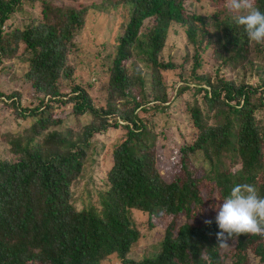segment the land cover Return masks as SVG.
Here are the masks:
<instances>
[{"label": "trees", "instance_id": "trees-1", "mask_svg": "<svg viewBox=\"0 0 264 264\" xmlns=\"http://www.w3.org/2000/svg\"><path fill=\"white\" fill-rule=\"evenodd\" d=\"M107 1L120 23L94 52V96L75 73L90 3L0 0V74L19 68L28 92L0 82V108L30 123L0 153V264H264L255 235L218 247L213 208L238 183L264 196V44L249 41L225 0L203 12L189 0ZM56 107L86 115L80 132L64 148L30 146L65 118ZM117 129L97 213L83 201L90 141ZM132 213L145 215L143 242L158 231L138 259Z\"/></svg>", "mask_w": 264, "mask_h": 264}, {"label": "rangeland", "instance_id": "rangeland-1", "mask_svg": "<svg viewBox=\"0 0 264 264\" xmlns=\"http://www.w3.org/2000/svg\"><path fill=\"white\" fill-rule=\"evenodd\" d=\"M90 3L91 8L96 10L95 13L92 10L87 16V23L84 29L79 34V45L81 46V52L79 55V60L75 65V73L77 78L81 77V81L84 83L89 80L92 83L91 92L92 94L98 95L100 92V84H94L96 82L95 78L98 74L100 68L99 61L96 60L95 50L101 51V45L107 43L108 41L113 43L114 36L118 32V27L120 23V18L117 17V9L107 0H87ZM188 5L191 9L199 12L207 11L210 6L206 0H189ZM97 13V14H96ZM17 15H19L17 13ZM173 36V34H171ZM166 51L172 52L168 43L165 47ZM89 64L92 69L87 68L86 64ZM19 68H14V71H10L8 74H0V82L6 84L9 88L14 90H19L21 85V80L18 79ZM169 77V76H168ZM15 78V79H14ZM170 79V78H168ZM22 95L26 98L28 95L27 90L20 89ZM3 107L0 108V153H8L7 148L10 146V140L19 134H21V129L27 128L30 124L28 120L22 124L19 118L6 117L3 116ZM64 115L65 118L62 119L61 123L55 127H45L42 128L40 134H38L34 141L30 144L33 146L37 144L42 150L50 146H57L59 148L66 147L69 142H71L75 136L80 132L81 127L85 123L86 115L77 119L69 113L68 108L56 107L53 117L59 115ZM163 113L155 114V122L157 124L161 123L163 118ZM112 132V131H111ZM107 133L108 138L92 137L90 141V150L86 160V170L90 172L93 176L89 181L86 189L83 193V201L85 203L86 209H91L94 212H99L102 209L104 199H105V185H103L102 170L110 164V158L108 155V150L113 147L123 136L124 133L120 130H114L112 133ZM51 142V143H50ZM105 153H107L105 155ZM161 167V172L164 174L171 173V164L167 159L159 163ZM132 220L134 228L140 233L131 255L138 259L142 254L153 251L151 244L154 243L157 237L158 231L154 229L149 239L151 241L143 242L142 237L143 225L145 224V215H138V213H132ZM156 222V221H155ZM157 223V222H156ZM158 228V227H157ZM145 238V237H144ZM255 240L263 241L264 237L255 235ZM142 247L145 249L142 250ZM104 264H118L117 262L105 261ZM227 264V263H226Z\"/></svg>", "mask_w": 264, "mask_h": 264}, {"label": "clouds", "instance_id": "clouds-1", "mask_svg": "<svg viewBox=\"0 0 264 264\" xmlns=\"http://www.w3.org/2000/svg\"><path fill=\"white\" fill-rule=\"evenodd\" d=\"M226 9L237 26L243 29L251 42L264 44V11L257 0H225ZM222 204L213 205L216 210L215 223L218 247L229 249L230 240L241 234L264 237V196L251 183L235 184ZM210 226L213 221L205 220Z\"/></svg>", "mask_w": 264, "mask_h": 264}]
</instances>
